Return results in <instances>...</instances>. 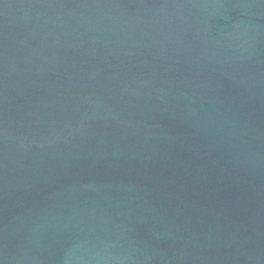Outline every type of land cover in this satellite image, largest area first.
<instances>
[{
    "label": "water",
    "instance_id": "95a60500",
    "mask_svg": "<svg viewBox=\"0 0 264 264\" xmlns=\"http://www.w3.org/2000/svg\"><path fill=\"white\" fill-rule=\"evenodd\" d=\"M0 264H264V0H0Z\"/></svg>",
    "mask_w": 264,
    "mask_h": 264
}]
</instances>
